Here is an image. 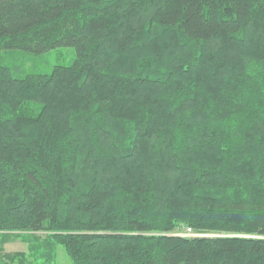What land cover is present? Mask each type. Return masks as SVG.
<instances>
[{
  "label": "trees",
  "instance_id": "obj_1",
  "mask_svg": "<svg viewBox=\"0 0 264 264\" xmlns=\"http://www.w3.org/2000/svg\"><path fill=\"white\" fill-rule=\"evenodd\" d=\"M63 46L0 63V264H264V0H0V52Z\"/></svg>",
  "mask_w": 264,
  "mask_h": 264
},
{
  "label": "rangeland",
  "instance_id": "obj_2",
  "mask_svg": "<svg viewBox=\"0 0 264 264\" xmlns=\"http://www.w3.org/2000/svg\"><path fill=\"white\" fill-rule=\"evenodd\" d=\"M77 53L74 47L63 46L50 49L42 54H35L22 49L0 52V63L8 65L16 76L23 77L28 73L49 74L56 65H72L75 62ZM186 228V227H185ZM184 228V229H185ZM184 229L174 230L182 233ZM194 230V229H193ZM195 231V230H194ZM36 237L43 239L44 233H36ZM214 233L196 231L194 236H213ZM189 237V236H188ZM35 237L26 233H8L0 237V246L3 253L13 254L16 252L29 251L30 244ZM32 260V259H30ZM29 264H43L38 261H31ZM47 264H74L71 257L62 245L57 246V255L52 263Z\"/></svg>",
  "mask_w": 264,
  "mask_h": 264
},
{
  "label": "built area",
  "instance_id": "obj_3",
  "mask_svg": "<svg viewBox=\"0 0 264 264\" xmlns=\"http://www.w3.org/2000/svg\"><path fill=\"white\" fill-rule=\"evenodd\" d=\"M178 234L188 237V236L196 235V231H194L192 227H186L182 233H178Z\"/></svg>",
  "mask_w": 264,
  "mask_h": 264
}]
</instances>
